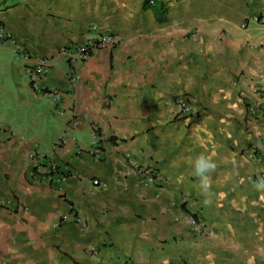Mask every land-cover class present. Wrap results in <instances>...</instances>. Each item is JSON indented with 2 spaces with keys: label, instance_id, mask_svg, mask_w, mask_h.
I'll return each instance as SVG.
<instances>
[{
  "label": "crops",
  "instance_id": "1",
  "mask_svg": "<svg viewBox=\"0 0 264 264\" xmlns=\"http://www.w3.org/2000/svg\"><path fill=\"white\" fill-rule=\"evenodd\" d=\"M262 12L264 0L0 4V21L31 56L0 46L14 103L30 111L0 132V264H264V25L251 19ZM105 33L115 46L95 51L70 83L62 49ZM45 57V86L65 103L31 92L26 66ZM179 96L192 117L178 116ZM201 154L215 164L204 178ZM49 163L69 168L68 179L31 177ZM134 164L156 169L155 184L130 174ZM64 213L84 228L59 225ZM188 213L205 230H192Z\"/></svg>",
  "mask_w": 264,
  "mask_h": 264
},
{
  "label": "built area",
  "instance_id": "2",
  "mask_svg": "<svg viewBox=\"0 0 264 264\" xmlns=\"http://www.w3.org/2000/svg\"><path fill=\"white\" fill-rule=\"evenodd\" d=\"M157 0H147L148 5L154 6ZM254 23L264 25V12L258 14L251 18ZM248 25L245 24L243 28H247ZM97 27H93L92 31H96ZM116 44L115 36L111 33L99 34L94 37L87 38L83 43L75 46L74 48L65 47L62 49V54L67 57L70 63V71L68 74V80L72 84H76L81 80V75L77 69L84 66L92 57V54L98 50H107L113 48ZM0 45L10 46L16 56L24 61H30V52L25 45L20 43L14 34L6 29L4 26H0ZM52 68L51 60L48 57L40 59L36 64L26 66V73L29 80V85L31 92L36 98H47L53 103L61 104L65 103L67 99V94L57 88H48L45 86V80ZM256 93L260 94L263 100L264 109V87L258 89ZM177 114L181 118H189L194 115V105L188 96H179L176 99ZM92 136L94 139H99L98 128L93 129ZM66 138L63 137L58 144L54 146V150L62 147L66 143ZM91 155L96 161H101L103 157V151L101 147L96 146L91 150ZM252 157L254 154L251 155ZM129 173L134 175L141 184L153 185L158 180V172L153 167H141L139 165H133L129 169ZM71 171L66 168L62 171L57 165L49 163L46 167L40 165L35 166L34 170L31 171V177L41 178L49 181L50 183L55 182H65ZM94 186H100V182L95 180L93 182ZM68 201L70 199H67ZM69 205L72 206V201H69ZM72 214V213H71ZM70 213H64L59 218V225L65 222L73 221L82 229L83 223L81 218L75 217ZM187 225L196 232H201L205 230L206 223L198 215L193 213H188L186 215ZM94 253L95 250L92 249Z\"/></svg>",
  "mask_w": 264,
  "mask_h": 264
},
{
  "label": "rangeland",
  "instance_id": "3",
  "mask_svg": "<svg viewBox=\"0 0 264 264\" xmlns=\"http://www.w3.org/2000/svg\"><path fill=\"white\" fill-rule=\"evenodd\" d=\"M8 77L9 76L3 70L0 71V132L3 131V127H5L4 125H11L10 121L12 118H19V113L23 115L24 111L27 116L30 114V111L27 110V107L21 109L20 105L14 103L15 98L16 101L19 100V97L16 95L18 91L16 87L12 86V83L14 84L15 80L8 81ZM19 78L20 82L24 80L26 81L21 70L19 72Z\"/></svg>",
  "mask_w": 264,
  "mask_h": 264
},
{
  "label": "clouds",
  "instance_id": "4",
  "mask_svg": "<svg viewBox=\"0 0 264 264\" xmlns=\"http://www.w3.org/2000/svg\"><path fill=\"white\" fill-rule=\"evenodd\" d=\"M194 168L196 175L204 178V174L213 170L215 168V164L211 161L210 157H206L201 154L195 158ZM203 187L206 189L207 184L205 183Z\"/></svg>",
  "mask_w": 264,
  "mask_h": 264
},
{
  "label": "trees",
  "instance_id": "5",
  "mask_svg": "<svg viewBox=\"0 0 264 264\" xmlns=\"http://www.w3.org/2000/svg\"><path fill=\"white\" fill-rule=\"evenodd\" d=\"M6 2V0H0V4L3 5ZM161 12V11H160ZM161 13H164V11H162ZM159 12H158V16H159ZM161 21H164V17L162 18L161 16H159ZM0 26H3L2 22L0 21Z\"/></svg>",
  "mask_w": 264,
  "mask_h": 264
}]
</instances>
